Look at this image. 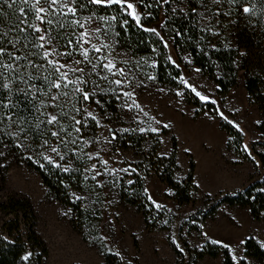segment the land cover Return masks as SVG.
I'll list each match as a JSON object with an SVG mask.
<instances>
[{
  "label": "rangeland",
  "instance_id": "374dc122",
  "mask_svg": "<svg viewBox=\"0 0 264 264\" xmlns=\"http://www.w3.org/2000/svg\"><path fill=\"white\" fill-rule=\"evenodd\" d=\"M135 6L141 14V23L144 25L141 28H155L159 33V35L153 34L163 45L165 56L158 49L155 50V56L136 57L131 54L125 42L120 39L121 32L118 29L113 30L112 21H96L103 29V34L99 35L98 40L93 41L98 46L110 44L113 46L111 50L105 48L101 53H96L91 46L85 45L93 62L101 56L114 58L117 67L123 68L126 73V77H121L118 73L113 75L102 71L101 75L108 76L107 81L101 80L95 74L90 77L95 76V81L105 86L112 82L118 93L120 110L117 115L111 116L110 122L107 123L99 117L90 105V101L85 102L90 105V110L99 120V131L92 140L81 135L74 145L75 148L81 145L88 153V176L100 189L94 195L96 205L93 207L95 215L100 218L98 233L90 235L89 231H86L89 237H83L73 226L72 211L49 197L40 176L26 166L15 165L7 173L6 186L11 192L24 195L31 200L39 218L37 231L48 248V256L40 263L30 250L33 255L24 261V264H107L105 254L113 256V260L118 264H129V262L130 264H181L174 248L178 250L183 248L182 252L188 255L186 244L190 250L200 251L208 243L220 247L224 244L229 245L226 249L229 250L231 257L234 253L239 257V264L243 262L264 264V261L246 254L245 243L250 239H254L264 250V220H255L249 208L223 205L215 217L208 219L202 217L208 196L216 197L223 193H233L254 182L263 183L262 167L240 157L230 147L231 138L227 126L242 132L244 147L247 145V150L250 151L252 145L264 143V130L260 129L264 123V113L249 100L241 74L237 84L227 93H223L218 85L221 77L219 73L216 77L207 75L195 65L189 54L180 53L175 49L172 37L165 26L164 13L154 16L150 11L142 10L137 2ZM172 6L173 11H186L184 2H176ZM85 16L109 17L105 13L99 11L91 13L85 9L76 19L83 22ZM119 18L122 21V28L129 25V22L124 23L127 19L140 28L131 16L123 12ZM92 26L94 27L95 24ZM80 31L83 29L71 28L70 34ZM60 51H63L61 47ZM73 55L76 59H82L79 52H74ZM162 56L165 62L179 73L177 81L172 85L159 81L154 72V69H157V60ZM85 67L90 68V65ZM115 79H121L123 83L117 86L113 83ZM182 80L187 83H183ZM190 86H195L196 91L208 96L209 100L201 101ZM124 91L133 92V97H125ZM187 94L196 96L204 104L203 109L189 104ZM133 100L139 107L132 104ZM212 100L216 103L213 104ZM219 112H223L227 119L221 118ZM90 119L92 120L91 117H86L85 129L89 128ZM165 124L168 125L167 128L164 127ZM141 128L144 131H140ZM153 128L158 131H152ZM164 130L167 132L166 135L163 134ZM112 132H117L122 141L138 132L160 134L162 145L159 154L162 157L170 154L171 137H176L179 169L173 173V179L177 182L187 177L193 159L196 166L194 179L198 193L195 194L190 205L180 204L175 199V191L163 181L161 173L151 172L150 175L144 176V192L153 208L152 216H155V219L160 217L162 222L159 220L157 224L164 228L157 227L151 230L146 223L144 213L122 197L123 194L132 193L131 190L127 192L123 190H128L135 181L134 176L138 172L135 166H138L139 172L143 167L147 170L150 167L145 165L144 158L134 151L125 150L121 145L115 144V139L111 137ZM105 137L111 142H107ZM54 146H58L61 154L64 155L60 142ZM255 149L257 152H264V146H255ZM51 155L61 165L67 167L66 158L60 160L55 153ZM105 160L108 162L106 165L103 163ZM97 171L101 174L96 175ZM260 191L264 193V186ZM149 196L152 199H149ZM74 198L77 201L82 200L86 207L94 204L91 197L86 194H74ZM153 222L155 220L152 219L149 223L153 224ZM102 237L108 239L101 240ZM212 240L221 243L213 244ZM241 241L244 243L241 244ZM116 251L121 253L123 260L115 254ZM233 261L237 264L236 260ZM198 264H224V259L207 257Z\"/></svg>",
  "mask_w": 264,
  "mask_h": 264
},
{
  "label": "trees",
  "instance_id": "16d2710c",
  "mask_svg": "<svg viewBox=\"0 0 264 264\" xmlns=\"http://www.w3.org/2000/svg\"><path fill=\"white\" fill-rule=\"evenodd\" d=\"M136 2L142 10H148L154 16L164 13L165 26L172 37L175 49L180 53L189 54L195 65L207 75L216 77V74L219 73L221 77L218 80V85L223 93H227L237 84L241 74L249 100L264 113V0H241L245 6H254L251 14L243 13L239 4H232L229 0H220L219 3H213V0H168L167 3L165 0H143L142 4L139 3V0H135ZM176 2H184L186 11H173L172 5ZM5 10L7 16L4 23H0V32L8 31L9 27L16 22V17L20 15L16 6L13 9ZM88 11L91 13L99 11L109 17L117 16V20L112 21V28L121 32L120 39L125 42L128 50L132 52L131 54L136 57L155 56L156 49L163 55V45L155 39L153 33L136 27L129 19H127L129 25L122 28V21L119 18L121 11L116 6L106 9L89 6ZM60 19L64 22L63 17ZM72 19L70 15L67 18L68 21ZM71 28H75V26L65 22V27L57 30L61 37L59 44L62 50H64L63 45L66 42L63 37L65 34H70ZM14 35L16 34L10 33L8 39H12ZM8 47L11 46L8 45ZM163 56L157 60V69L155 68L154 72L159 81L172 85L177 81L179 73L165 62ZM33 59L37 58L33 57ZM37 62L42 63L43 61L37 59ZM21 63L25 62L21 61ZM90 80L95 81V76ZM2 82L0 81V83ZM99 86L103 91L97 92L94 100H90V105L93 106L100 118L109 123L111 116L117 115L120 110L118 93L112 82H109L107 86L102 84ZM88 88H92L91 83ZM0 91L5 90L0 88ZM95 100H99V106ZM187 102L196 108L203 109L204 104L193 94H187ZM207 106L209 107V105ZM24 115H28V113L25 112ZM29 119L33 125L31 134L36 135L34 128L36 121L31 116ZM6 125L7 121L0 123V150L5 152L4 156H0V264H24L22 257L30 250L38 263L48 256L46 243L37 231L39 218L31 200L24 195L11 192L6 186L7 173L15 165L26 166L40 176L48 190L49 197L72 211L73 226L83 237H89L86 231H89L90 235L92 233L97 235L100 218L95 215L93 207L96 205L94 195L100 189L88 176V153L81 145L75 148L71 143H68L67 146L61 144L64 157L67 159V167L71 169L69 172H64L62 168H57L55 165L39 159L31 150L15 147L13 137L8 135L12 129ZM41 127L43 129L44 126ZM227 129L231 138L230 147L240 157L260 165L264 172V152H257L255 149V146H264V143L252 145L250 151L245 150L242 132L230 126H227ZM260 129L264 130V123ZM98 131V124L90 119L89 128H83L81 135L92 140ZM115 133V144L121 145V148L125 150L134 151L135 154L143 157L144 164L150 167L148 170L143 167L139 172L138 166H135L140 174L137 172L131 187L128 190H123L125 192L131 190L132 193L123 194L122 197L127 203L136 206L144 213L146 223L151 230L157 229V227L164 228L157 224L161 218L155 219L156 217L152 216L153 208L144 192V176L150 175L151 172L161 173L163 181L175 191V199L180 204L190 205L193 202V197L198 193L194 179L196 166L193 159H191L187 177L183 181L177 182L173 179V173L179 169L177 165L179 149L176 137H171L170 154L167 157H162L159 154L162 145L160 134L138 132L122 141L119 139L120 135ZM163 134H167L166 130L163 131ZM74 135L76 134L72 133V137ZM48 139L50 145L53 146L59 142L50 136ZM66 139L69 138L66 137ZM29 142L31 143V141ZM4 144H8L9 147L4 149ZM33 147H36L35 144ZM30 155L33 157L32 159L28 158ZM41 164H44L45 167L42 168ZM263 186L264 179L262 184L254 182L233 193H223L216 197L208 196L202 217L204 219L215 217L220 207L227 205L241 209L249 208L255 220H264V193L260 191ZM74 194H86L91 197L94 201L93 206H84L85 203L82 200H75ZM152 219L155 222L150 224ZM95 240L97 241V237ZM186 247L188 255L174 248L181 264H198L207 257H223L224 264H235L226 248L209 243L200 251L190 250L187 244ZM245 248L247 256L264 261V250L254 239L248 240L245 243ZM105 259L107 264H118L110 254H105Z\"/></svg>",
  "mask_w": 264,
  "mask_h": 264
},
{
  "label": "snow or ice",
  "instance_id": "6c2138e0",
  "mask_svg": "<svg viewBox=\"0 0 264 264\" xmlns=\"http://www.w3.org/2000/svg\"><path fill=\"white\" fill-rule=\"evenodd\" d=\"M165 2L167 3L168 0ZM219 2L220 0H213V3ZM229 2L239 4L243 13H253L254 6H245L241 0H229ZM139 3L142 4L143 0H139ZM14 6L20 15L16 17V22L9 27L8 31L0 32V81H3L0 83V88L7 93L5 95V91H0V123L7 121L6 126L12 129L8 135L13 137L15 147L31 150L39 159L57 168H62L64 172H69L71 171L69 167L61 165L51 155L55 153L60 160L65 159L58 146L50 145L48 137L55 138L65 146L68 143L75 145L80 139L82 129L87 124L86 117H91L99 124V120L90 110V105L85 102L94 100L97 92L103 89L96 81H91L90 77L95 74L101 80L107 81L108 76L101 75L102 71L113 75L118 73L119 76L126 77L125 70L117 67L114 58L101 56L93 62L88 47H85V45L91 46L96 53H101L105 48L111 50L113 46L110 44L98 46L93 42L103 34V29L96 21H116L117 16H85L83 22L76 17L83 10L89 9V6L101 9L116 6L121 12L131 16L137 25L144 27L141 23V14L137 11L135 0H0V23H4L7 16L5 9H13ZM69 15L73 18L71 21L67 20ZM61 17L64 18V22L61 21ZM65 22L83 31L65 34L63 37L66 41L63 45L64 50L60 51L61 37L57 30L65 27ZM124 23L128 24V20ZM93 24H95L94 27ZM144 31L159 35L155 28L145 27ZM10 33L16 35L8 39ZM8 45L11 47L9 48ZM74 52H79L82 59L74 58ZM33 57L43 62L38 63ZM124 62L127 63V61ZM87 65H90V68H86ZM114 69L115 72H113ZM150 79L155 78L150 77ZM182 82L187 83L183 80ZM90 83L92 84L91 89L88 88ZM113 83L119 86L123 81L115 79ZM190 87L201 101L209 100L208 96L196 91L195 86ZM123 95L132 98L134 93L124 91ZM211 102L216 103L215 100ZM95 103L99 106V100H95ZM132 104L139 107L135 100ZM25 112L28 115H24ZM219 115L227 119L223 112H219ZM30 116L36 121L34 125L36 135L31 134L33 125L29 119ZM164 127L167 128L168 125L165 124ZM140 131L144 129L141 128ZM152 131H158V129L153 128ZM72 133L76 134L74 138ZM111 137L115 139L116 133L112 132ZM105 140L111 142L107 137ZM33 144L36 147H33ZM8 147V144L3 145L4 149ZM245 150H247V145H245ZM4 155L5 152L0 150V156ZM28 158L33 157L30 155ZM103 163L106 165L108 162L105 160ZM40 166L45 167L44 164ZM92 167L95 169V165ZM100 174L96 172V175ZM149 199L152 197L149 196ZM204 235L206 236L207 233ZM100 239L107 240L108 237ZM212 243L221 242L212 240ZM243 243L244 241H241V244ZM223 247L228 248L229 245L224 244ZM180 251H183V248ZM115 254L122 260L124 259L119 251ZM32 255L28 252L22 259L27 261ZM232 258L239 264V257L235 253Z\"/></svg>",
  "mask_w": 264,
  "mask_h": 264
}]
</instances>
